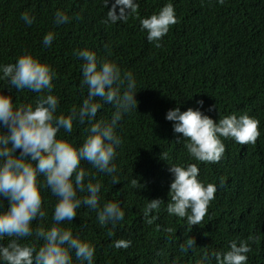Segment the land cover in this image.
<instances>
[{
    "label": "trees",
    "instance_id": "obj_1",
    "mask_svg": "<svg viewBox=\"0 0 264 264\" xmlns=\"http://www.w3.org/2000/svg\"><path fill=\"white\" fill-rule=\"evenodd\" d=\"M114 3L109 0L105 7L104 0H0V66L15 64L25 54L50 65L57 74L51 93L59 98L57 115L70 114L88 95L87 86L81 87L84 61L74 54L77 50L95 52L98 61L116 62L122 74L132 72L136 81L137 109L124 114L116 128L122 140L113 161L116 172L106 174L86 161L81 164L91 172L85 183L90 179L102 184L100 207L119 203L124 220L115 228L101 226L97 212L82 206L73 222L59 226L95 246L92 264H200L205 253L216 264L211 253L226 252L230 241L249 237L255 242L249 241L247 264H264V0H225L223 5L218 0H137L138 13L129 15L126 23H102ZM168 3L173 4L178 23L157 48L141 30L140 19L158 14ZM58 11L69 17L67 23L57 25ZM25 12L35 17L30 26L21 19ZM49 32L55 38L45 46ZM0 91L11 95L18 107L35 105L38 96L47 95L19 91L5 80H0ZM201 100L202 107L197 103ZM177 107L181 112L198 109L217 123L224 116L247 114L259 120L261 135L255 145L222 138L226 147L222 159L200 162L189 156L183 134L175 133L174 122L166 119L168 111ZM115 111L105 103L96 120L111 122ZM88 127L77 122L72 133L61 130L58 138L80 146L89 135ZM193 163L199 168L198 179L218 190L202 223L192 228L186 218L170 215L167 203L174 181L171 165ZM113 177L119 184H113ZM132 179L143 187H133ZM42 196L46 215L34 221L33 228L47 230L55 223L58 198L50 190ZM155 199L165 203L151 214L158 219L149 225L143 210ZM9 207V201L0 197V213ZM167 227L173 232L164 231ZM109 231L114 235L110 237ZM193 237L196 247L182 252L180 244ZM118 239L130 240L131 246L116 249L113 243ZM0 243L7 246L8 240ZM19 243L38 249L43 241L33 235ZM74 253L73 264H80Z\"/></svg>",
    "mask_w": 264,
    "mask_h": 264
},
{
    "label": "clouds",
    "instance_id": "obj_2",
    "mask_svg": "<svg viewBox=\"0 0 264 264\" xmlns=\"http://www.w3.org/2000/svg\"><path fill=\"white\" fill-rule=\"evenodd\" d=\"M224 2L218 0L221 5ZM108 4L109 0H104V6ZM138 9L137 0H115L107 12V19L102 23H126L129 15H136ZM21 19L29 26L35 21V17L28 12L23 13ZM137 19H140L138 15ZM55 20L57 25H62L69 21V17L58 11ZM140 23L141 30L147 32L148 41L160 48L163 37L178 20L173 4L168 3L158 14L140 19ZM54 38L55 34L49 32L43 39L44 45L50 46ZM74 54L84 61L81 87L87 86L88 95L82 105L79 108L73 106L68 115H57L59 98L51 94L54 87L52 82L57 74L50 65L42 63L32 54H25L15 64L0 66V80L7 81L10 87L19 91L27 89L34 93H47L38 96L35 105L18 107L13 103L11 95H4L0 91V197L10 203L9 209L0 213V241L8 240L7 246L0 243L2 264H73V250L80 264H92L95 246L74 236L71 229L59 225L65 221L73 222L78 215L77 210L82 206L97 212L101 226L111 224L115 228L125 218V211L117 202H107L100 207L102 184L92 183L90 179L85 183L91 172L86 171L81 164L86 161L97 171L106 174L116 172L113 161L117 156L116 149L122 143L116 135V128L124 114L137 109L136 81L132 72L122 74L116 62L103 59L98 61L93 51L77 50ZM122 88L124 90L121 93ZM105 103L116 109L111 122L96 120L97 113ZM197 103L203 106L202 100ZM166 119L174 122L175 133L183 134L186 142L184 147L189 156L204 163H218L222 159L226 151L222 138L233 139L242 145H255L261 135L259 120L247 114L224 116L217 123L198 109L189 108L181 112L177 107L168 111ZM77 122L89 125V135L82 145L76 146L66 139L58 138L61 130L72 133ZM18 150L20 154L16 155ZM163 158L166 159L165 153ZM169 170L174 175V181L170 185L167 212L186 218L192 228L200 225L215 199L217 186L202 183L198 179L199 168L194 163L186 167L171 165ZM41 175L43 180L40 179ZM112 182L119 184L116 177H113ZM131 185L143 187L137 179H132ZM48 190L58 198L53 215L55 223L47 230L43 226L34 229L33 222L46 215L42 210V192ZM85 192L87 195H78ZM164 203L161 199L147 203L143 210L147 224L151 225L158 219L151 214L159 211ZM164 231L172 233L173 229L167 227ZM33 235L43 241L38 249L19 243ZM108 235L111 237L114 233L109 231ZM249 241L255 242L252 237L239 243L236 240L230 241V250L213 252L211 257L216 264H247V254L252 251ZM131 243L130 240L118 239L114 241L113 247L126 250ZM195 247L194 237L180 244L182 252ZM205 261L211 264L208 253H205L200 264Z\"/></svg>",
    "mask_w": 264,
    "mask_h": 264
}]
</instances>
